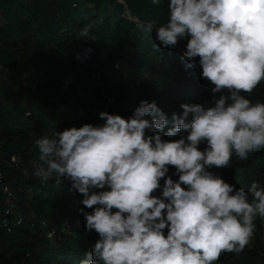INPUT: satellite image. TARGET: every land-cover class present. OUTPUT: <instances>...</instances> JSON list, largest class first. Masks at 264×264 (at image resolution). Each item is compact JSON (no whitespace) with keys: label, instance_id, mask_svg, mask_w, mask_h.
Returning a JSON list of instances; mask_svg holds the SVG:
<instances>
[{"label":"clouds","instance_id":"9594fccd","mask_svg":"<svg viewBox=\"0 0 264 264\" xmlns=\"http://www.w3.org/2000/svg\"><path fill=\"white\" fill-rule=\"evenodd\" d=\"M167 10L164 23L137 27L163 48L186 40L180 59L186 70L199 63L210 100L170 117L141 100L127 118L101 111L103 123L34 141L32 176L70 182L98 236L80 264H215L242 251L264 218V186L237 188L213 171L264 150V102L242 94L264 80V0H169Z\"/></svg>","mask_w":264,"mask_h":264},{"label":"trees","instance_id":"16d2710c","mask_svg":"<svg viewBox=\"0 0 264 264\" xmlns=\"http://www.w3.org/2000/svg\"><path fill=\"white\" fill-rule=\"evenodd\" d=\"M168 2L0 0V178L18 196V208L5 215L0 187V264H80L98 238L93 231L84 236L85 219L78 212L81 194L66 182L41 183L32 176L36 139L57 127L99 124L101 111L127 118L141 100L155 101L170 117L182 113V103L211 99V85L201 77L199 63L186 70L180 59L186 40L163 48L155 31L146 34L137 27L164 23ZM84 31L94 39L82 37ZM95 65L105 73L106 95L116 96L112 104L90 76ZM67 76L75 78L76 85L65 83ZM242 94L253 103L264 102V80L252 93ZM14 153L23 156L19 167L10 163ZM213 171L237 188L247 190L253 181L264 186V150L246 161L233 157L229 168ZM174 172L170 167L168 175L176 179ZM18 216L24 221L15 226ZM42 220L71 224L63 243L46 237L39 226ZM254 224L246 247L222 253L215 264H264V218L257 216Z\"/></svg>","mask_w":264,"mask_h":264},{"label":"built area","instance_id":"2783aa9c","mask_svg":"<svg viewBox=\"0 0 264 264\" xmlns=\"http://www.w3.org/2000/svg\"><path fill=\"white\" fill-rule=\"evenodd\" d=\"M108 66L106 65V68ZM118 67V65H116ZM99 69L97 65H95V69L91 72L90 76L93 78V80L96 82L97 87H102V79L105 76V73L103 71H96V69ZM64 82L70 85H76V80L73 77H65ZM103 96H106V100L108 104H112L116 100L115 95L107 96L105 88L102 87L101 91ZM103 123V121L101 122ZM57 130H62V128L57 127ZM23 160V156L21 154L14 153L11 155L10 158V163L14 165L15 167H19ZM69 184V188L71 191V184L68 181H64ZM0 187L2 188V193H3V203L5 205L4 213L5 215H12L16 208H18L17 205V193L14 191V189L8 185L5 181H3L0 178ZM24 221L23 216H18L16 218V221L12 224L15 226L21 225ZM19 222V223H18ZM38 223V221H37ZM40 229L42 230L43 233L46 234V237L52 241V242H58V243H63L65 240L64 235L67 233L68 229L71 227V224L69 222H65L62 225L60 223L54 222V221H47V220H42L39 222ZM11 227L8 228L9 231H11ZM26 256L22 258L23 261H25Z\"/></svg>","mask_w":264,"mask_h":264},{"label":"rangeland","instance_id":"374dc122","mask_svg":"<svg viewBox=\"0 0 264 264\" xmlns=\"http://www.w3.org/2000/svg\"><path fill=\"white\" fill-rule=\"evenodd\" d=\"M85 232V233H84ZM83 233H84V236L87 238V237H89V236H91V235H89L88 233L89 232H87V231H84ZM94 232V231H93ZM95 233V232H94Z\"/></svg>","mask_w":264,"mask_h":264}]
</instances>
